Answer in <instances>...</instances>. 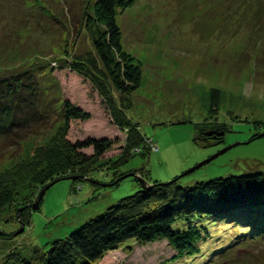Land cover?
<instances>
[{
    "label": "rangeland",
    "instance_id": "1",
    "mask_svg": "<svg viewBox=\"0 0 264 264\" xmlns=\"http://www.w3.org/2000/svg\"><path fill=\"white\" fill-rule=\"evenodd\" d=\"M93 4L92 0H0V74L35 70L44 107L52 114L45 123L26 130L29 133L0 136V189L13 193L8 208L0 210V264H17L19 253L31 264H40L41 254L54 239L141 188L132 175L111 183L119 171L116 175L122 176L145 166L149 181L165 182L180 175V185L229 174L264 173V135L250 137L264 134V0H136L118 13L124 55L140 69L139 87L131 96L113 91L128 117L119 123L99 103L96 89L91 85L84 89L87 82L80 74L68 67L54 68L72 56L95 54L90 32L80 24L85 7L94 15ZM212 94L218 96L217 108L211 110ZM67 96L91 117L71 120L66 135L57 141L63 120L54 114ZM138 126L148 137L149 153L134 154L113 168L115 173L104 168V162L127 149L126 137ZM22 135L27 138L18 141ZM87 136L117 142L94 168L84 171V165L80 172L77 166L74 172L51 175L63 179L57 178L39 200L45 157L58 153V161L67 149L65 138L74 142ZM234 143L238 144L231 146ZM40 149L52 150L44 156L36 153ZM37 159L33 168L31 162ZM36 202L38 207L33 208ZM25 215L30 216L28 224L20 219ZM205 221L207 226L210 222ZM224 224L211 222L210 230H221ZM220 241L212 245L220 246ZM239 243L203 264H231L235 258L237 264H249L247 259L264 264V239ZM174 254L165 239L140 243L128 238L99 264H161ZM183 260L168 264H185Z\"/></svg>",
    "mask_w": 264,
    "mask_h": 264
},
{
    "label": "trees",
    "instance_id": "2",
    "mask_svg": "<svg viewBox=\"0 0 264 264\" xmlns=\"http://www.w3.org/2000/svg\"><path fill=\"white\" fill-rule=\"evenodd\" d=\"M92 2L94 15L88 12V6L85 7L80 24L90 32L95 54L72 56L68 62L63 61L65 65L56 64L54 68L68 67L69 71L80 74L83 80L89 83H86L84 89L89 85L93 91L96 89L101 98L99 103L106 112L115 115L119 123L128 117L125 108L118 107L113 91L131 96L139 87L140 69L124 55L116 15L133 6L136 0ZM34 71L24 69L0 74V136H7L12 132L19 134L32 129L52 116L50 109L44 107L45 100L40 94L39 84L34 80L36 74ZM212 96L209 104L211 110L217 108L218 95ZM69 98L67 96L60 102L56 108L58 114L54 111L55 118L63 120L56 136L57 141L61 135H66L71 120H87L91 117L88 110L82 105L74 104ZM26 132L23 133L27 134ZM252 136L250 137H257ZM24 138L22 135L17 140L23 141ZM114 139L113 142L107 137L87 136L73 142L65 138L67 149L65 153L62 152L63 158L58 157L57 161L58 153H54L51 158L45 157V167H40V170L45 168L39 179L42 188L51 181L53 174L74 172L77 166L80 172L84 165H87L84 171L88 170L89 166L94 168L96 166L94 164L99 162L104 152L110 150L117 142V139ZM146 139L148 137L138 126L126 137L127 149L120 157L104 162V168L112 170L120 168L134 154L149 153L145 151L149 149ZM203 143L206 144V141L201 144ZM54 146H57L55 142ZM87 147L92 148L91 154L82 151V148ZM136 149L138 151H135ZM51 150L40 149L36 153L40 151L46 156ZM60 161H64L66 166H62ZM31 164L35 168L38 159L33 160ZM113 172L115 173L114 170ZM131 172L135 180L139 183L143 181V184L140 183L141 188L132 195L120 198L102 214L91 217L65 237L54 239L50 247L41 254L40 264H99L109 252L118 248L128 238L140 243L165 239L175 250V254L161 264L176 263L182 259L185 264H203L206 259L220 257L231 250L232 244L264 239V173L229 174L180 185L177 183L179 175L171 180L159 182L149 181L148 169L145 166ZM117 173L112 176L113 184L123 179L120 178L121 175H116ZM57 178H61V175H54L52 180ZM11 193L10 189L9 191L0 189V210L8 208L13 199ZM20 219L26 224L30 222L29 215ZM205 220L210 222L207 226ZM218 220L226 221V224L222 225L221 230L212 232L209 225ZM216 239L222 241L220 246L212 245ZM124 246H130V243ZM198 255H201L200 259H194V256ZM252 255L253 253L251 259ZM20 256L21 260L17 264H31L21 253ZM230 263L237 264V258ZM246 263L254 264L250 259H247Z\"/></svg>",
    "mask_w": 264,
    "mask_h": 264
},
{
    "label": "water",
    "instance_id": "3",
    "mask_svg": "<svg viewBox=\"0 0 264 264\" xmlns=\"http://www.w3.org/2000/svg\"><path fill=\"white\" fill-rule=\"evenodd\" d=\"M261 135L263 136L264 134H260V135H258L257 137H259V136H261ZM236 144H238V143H234V144L231 145V146H234V145H236ZM228 148H230V146H227V147L221 149L219 152H217V153L211 155L210 157L201 160V161L198 162L196 165H194L193 167H191L190 169H188V171H186V173L189 172V171H191V170H194V169H196V168H198V167H200V166H202L203 164H205V163H207V162H209V161H211L213 158H215L216 156H218V154L224 152V151L227 150ZM186 173H182L181 175L186 174ZM128 175H133V173H132V172H131V173H127V174H125V175H122L120 178L122 179V178H124V177H126V176H128ZM179 176H180V175H179ZM57 180H59V179H55L54 181L49 182L47 185H45V186L40 190L39 195H38V199H39V200L43 197L44 191H45L49 186H51L53 183H55ZM140 181H141V180H140ZM37 204H38L37 202L34 203V204H33V208L38 207Z\"/></svg>",
    "mask_w": 264,
    "mask_h": 264
},
{
    "label": "clouds",
    "instance_id": "4",
    "mask_svg": "<svg viewBox=\"0 0 264 264\" xmlns=\"http://www.w3.org/2000/svg\"><path fill=\"white\" fill-rule=\"evenodd\" d=\"M151 149H154V146ZM141 184H143V181H141Z\"/></svg>",
    "mask_w": 264,
    "mask_h": 264
},
{
    "label": "bare ground",
    "instance_id": "5",
    "mask_svg": "<svg viewBox=\"0 0 264 264\" xmlns=\"http://www.w3.org/2000/svg\"><path fill=\"white\" fill-rule=\"evenodd\" d=\"M169 97V96H168Z\"/></svg>",
    "mask_w": 264,
    "mask_h": 264
}]
</instances>
